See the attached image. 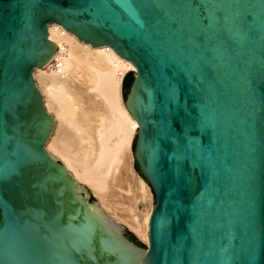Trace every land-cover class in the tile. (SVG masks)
Returning <instances> with one entry per match:
<instances>
[{
  "label": "water",
  "instance_id": "obj_1",
  "mask_svg": "<svg viewBox=\"0 0 264 264\" xmlns=\"http://www.w3.org/2000/svg\"><path fill=\"white\" fill-rule=\"evenodd\" d=\"M50 24L136 68L146 248L45 150ZM0 264H264V0H0Z\"/></svg>",
  "mask_w": 264,
  "mask_h": 264
},
{
  "label": "bare ground",
  "instance_id": "obj_2",
  "mask_svg": "<svg viewBox=\"0 0 264 264\" xmlns=\"http://www.w3.org/2000/svg\"><path fill=\"white\" fill-rule=\"evenodd\" d=\"M47 32L56 54L33 70L55 123L45 150L88 188L105 215L147 245L153 205L145 207L150 203L148 185L132 170L139 125L121 94L124 76L136 68L110 47L93 48L59 25H48Z\"/></svg>",
  "mask_w": 264,
  "mask_h": 264
},
{
  "label": "rangeland",
  "instance_id": "obj_3",
  "mask_svg": "<svg viewBox=\"0 0 264 264\" xmlns=\"http://www.w3.org/2000/svg\"><path fill=\"white\" fill-rule=\"evenodd\" d=\"M121 94H122V92H121ZM122 101H123V99H122ZM54 129H55V123H54V126H53V129H52V131H51V133H50V135L51 134H53L54 133ZM131 156H132V159H133V152H132V148H131ZM59 163H61L60 161H58ZM134 159L132 160V162H131V166H132V170H133V172H134V174L136 175V176H138V177H140L137 173H136V171H135V169H134ZM63 165V164H62ZM78 185H80V186H82V184L81 183H79ZM83 187H86L85 185H83ZM148 188H149V186H148ZM86 189L88 190V188L86 187ZM89 191V190H88ZM89 193H90V196H91V198H92V200L96 203V204H98V201L94 198V196L92 195V193L89 191ZM148 194H149V197H148V205H145V207L146 206H151V205H153V194H152V191H151V189L149 188V191H148ZM141 210H142V208H144V206H142V205H140V207H139ZM108 215V214H107ZM109 216V215H108ZM122 226V225H121ZM123 227V226H122ZM125 230H127V232L128 233H130V234H132L136 239H137V241L139 242V243H141L145 248H146V244L145 243H143L142 241H140V239L133 233V232H131L128 228H126V227H123Z\"/></svg>",
  "mask_w": 264,
  "mask_h": 264
},
{
  "label": "trees",
  "instance_id": "obj_4",
  "mask_svg": "<svg viewBox=\"0 0 264 264\" xmlns=\"http://www.w3.org/2000/svg\"><path fill=\"white\" fill-rule=\"evenodd\" d=\"M132 75V73L131 74H127L125 77H124V79H123V83H122V95H123V99L125 100V96L127 95V93H128V91H129V88H130V85H131V83H132V80L133 79H131V76ZM136 135H135V137H134V140H133V144H132V149H133V151H134V147H135V141H136ZM135 168H136V171L139 173V175H140V172H139V170H138V167H137V165L135 164ZM141 176V175H140Z\"/></svg>",
  "mask_w": 264,
  "mask_h": 264
}]
</instances>
